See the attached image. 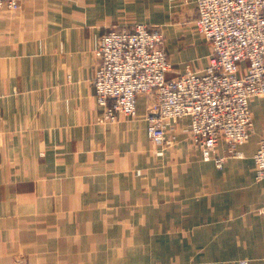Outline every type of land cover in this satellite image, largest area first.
I'll list each match as a JSON object with an SVG mask.
<instances>
[{
  "label": "crops",
  "instance_id": "0c3cea01",
  "mask_svg": "<svg viewBox=\"0 0 264 264\" xmlns=\"http://www.w3.org/2000/svg\"><path fill=\"white\" fill-rule=\"evenodd\" d=\"M194 1L0 7V264H264L253 162L264 100L250 103L243 158L221 168L188 143V119L172 146L152 144L144 96L135 119L98 120L95 50L110 29L158 27L168 79L208 66ZM226 151L219 141L215 155Z\"/></svg>",
  "mask_w": 264,
  "mask_h": 264
},
{
  "label": "built area",
  "instance_id": "2783aa9c",
  "mask_svg": "<svg viewBox=\"0 0 264 264\" xmlns=\"http://www.w3.org/2000/svg\"><path fill=\"white\" fill-rule=\"evenodd\" d=\"M20 1L0 0V7L15 11ZM194 3V26L212 50L202 72L168 79L171 65L158 27L113 28L100 37L95 50L94 96L104 123L135 119L137 98L144 96L147 135L161 148L174 144L178 120L188 119V143L203 160L221 168L227 157L243 158L240 148L253 132L250 103L264 97V0ZM219 141L227 146L226 156L215 155ZM253 162L264 218V138Z\"/></svg>",
  "mask_w": 264,
  "mask_h": 264
},
{
  "label": "rangeland",
  "instance_id": "374dc122",
  "mask_svg": "<svg viewBox=\"0 0 264 264\" xmlns=\"http://www.w3.org/2000/svg\"><path fill=\"white\" fill-rule=\"evenodd\" d=\"M163 34V33H162ZM164 37V36H163ZM204 39V38H203ZM205 42H206V40H204ZM207 44H209L208 42H206ZM164 46H165V39H164ZM209 46H210V44H209ZM166 51V50H165ZM167 54V53H166ZM169 62V61H168ZM170 64V63H169ZM188 71H191V70H188ZM175 78V77H174ZM260 100H264V97L263 98H259ZM255 100V99H254ZM256 100H258V99H256ZM263 109H264V105H263ZM262 114H263V116H262V118H264V111H262ZM98 120H99V116H98ZM99 122H101L100 120H99ZM101 123H104V122H101ZM256 127H257V129H258V131H261V130H264V121H262V119L261 118H258V116H257V120H256ZM254 132V131H253ZM175 138V137H174ZM262 138H264V135H263V137H261L259 140H258V143H259V141L262 139ZM191 145V144H190ZM192 146V145H191ZM195 148V147H194Z\"/></svg>",
  "mask_w": 264,
  "mask_h": 264
}]
</instances>
